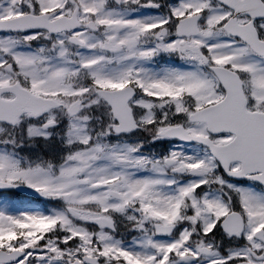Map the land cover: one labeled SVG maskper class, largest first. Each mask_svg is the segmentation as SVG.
<instances>
[{
	"label": "snow or ice",
	"instance_id": "1",
	"mask_svg": "<svg viewBox=\"0 0 264 264\" xmlns=\"http://www.w3.org/2000/svg\"><path fill=\"white\" fill-rule=\"evenodd\" d=\"M0 264H264V0H0Z\"/></svg>",
	"mask_w": 264,
	"mask_h": 264
}]
</instances>
